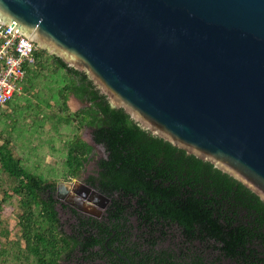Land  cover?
I'll return each mask as SVG.
<instances>
[{"label":"trees","instance_id":"trees-1","mask_svg":"<svg viewBox=\"0 0 264 264\" xmlns=\"http://www.w3.org/2000/svg\"><path fill=\"white\" fill-rule=\"evenodd\" d=\"M71 94L89 106L72 112ZM87 127L101 156L83 183L112 202L101 221L78 216L70 235L56 184L78 178L91 157L80 138ZM0 187V264H127L111 249L131 264H264V203L255 193L143 130L44 50L0 110ZM13 213L16 237L3 227Z\"/></svg>","mask_w":264,"mask_h":264},{"label":"water","instance_id":"water-1","mask_svg":"<svg viewBox=\"0 0 264 264\" xmlns=\"http://www.w3.org/2000/svg\"><path fill=\"white\" fill-rule=\"evenodd\" d=\"M0 22L264 203V0H0Z\"/></svg>","mask_w":264,"mask_h":264},{"label":"built area","instance_id":"built-area-1","mask_svg":"<svg viewBox=\"0 0 264 264\" xmlns=\"http://www.w3.org/2000/svg\"><path fill=\"white\" fill-rule=\"evenodd\" d=\"M38 50L28 38L0 22V110L20 93Z\"/></svg>","mask_w":264,"mask_h":264},{"label":"rangeland","instance_id":"rangeland-1","mask_svg":"<svg viewBox=\"0 0 264 264\" xmlns=\"http://www.w3.org/2000/svg\"><path fill=\"white\" fill-rule=\"evenodd\" d=\"M19 101H21V100H19ZM67 104H68V106L72 112L80 111L81 109L89 106L88 103L81 101L75 95H72V94L69 96ZM16 105H18V103ZM25 133L29 134V132H25ZM80 138L93 147V153H92L91 157L89 158V160L86 162V164H85V166H84L83 170L81 171L80 176L78 178L69 179V180H60L57 182V184H56V198H58L59 194H61V193L65 194V197L63 200L68 198V196L72 197V198L75 197V200H77L76 201L77 203H73V204L77 205V204H80V202L82 201L84 204L83 206H85L84 208L87 209L89 207L92 210L95 209L93 215L96 216L97 214H95V213H97V211H96L97 208H96V205L93 204V201H90L91 203H88L85 200L83 201L82 199L78 198L77 196L80 194L79 191L85 186V184L83 183V180L87 179L90 175L95 174V172L97 170V162L101 156V152H100V150L95 148V146L93 145L90 128H88V127L84 128L80 132ZM48 155H50V154L48 153ZM57 157H58V155H56L55 158H53L52 155H50V157L47 156L45 161L47 163H50V164H56V158ZM2 196H3L2 188L0 187V199L2 198ZM102 209H104V208H102ZM66 219L67 218L65 215L60 214V223L62 225L61 229L65 233L68 232L67 228L65 227V224H64V221H66ZM3 221H4L3 227L10 230L12 232V236L16 237L18 229L16 227V216L14 217V213L11 214L10 216H5V217L3 216Z\"/></svg>","mask_w":264,"mask_h":264},{"label":"flooded vegetation","instance_id":"flooded-vegetation-1","mask_svg":"<svg viewBox=\"0 0 264 264\" xmlns=\"http://www.w3.org/2000/svg\"><path fill=\"white\" fill-rule=\"evenodd\" d=\"M87 187H89V188H91L90 186H88V185H86L85 184V186L79 191L80 192V194L77 196L78 198H80V199H82V200H85L86 202H88V203H91L90 201H93V204L94 205H96V211H97V213H99V214H97V213H95V214H97L98 216H96V217H93V216H91V215H89V214H86V213H81V212H78V211H76L74 208H72L69 204H68V202L69 203H77L76 201L77 200H75V197H69L68 195V198H66L65 200H63L64 199V197H65V194L64 193H61V194H59V196H58V200L60 201V203L58 204V206H57V211H58V213H59V218H60V214H62V215H65L66 216V221H64V224H65V227L67 228V233L68 234H72L71 233V228H72V224H76L78 221H77V217L79 216L82 220L83 219H89V218H93V219H96V220H103L104 219V217H105V215H106V211H107V209H108V207L110 206H108L107 208H105V209H102L103 208V201L102 200H100L98 197H96V196H93L92 195V192H89L88 190H87ZM93 191H96V190H94L93 188H91ZM99 193V192H98ZM76 196V195H75ZM60 198V199H59ZM63 200V201H62ZM77 205H80V204H77ZM64 206H67V208H64ZM100 208H98V207ZM70 209H73V210H75L76 211V213L78 214V215H75V214H73V212L70 210ZM88 209V211H90V212H92V213H94V210L95 209H91V208H87ZM99 210L101 211V212H99ZM69 220V221H68ZM97 232L100 234V236H102L103 234H102V230L100 231L99 229L97 230ZM108 241V240H107ZM105 245H107V242L105 243ZM100 248H98V247H96L95 248V251H98ZM110 250V249H109ZM111 252H113V253H115L118 257H120L121 259H123V261L124 262H126L127 263V258L126 257H123V256H121L120 254H118V252H116L115 250H113V249H111L110 250ZM129 261V260H128ZM130 262V261H129Z\"/></svg>","mask_w":264,"mask_h":264}]
</instances>
